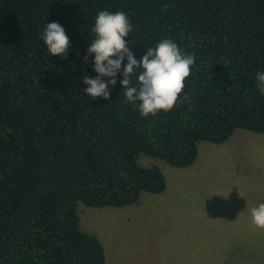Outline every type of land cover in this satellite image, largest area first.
<instances>
[{
	"label": "trees",
	"instance_id": "16d2710c",
	"mask_svg": "<svg viewBox=\"0 0 264 264\" xmlns=\"http://www.w3.org/2000/svg\"><path fill=\"white\" fill-rule=\"evenodd\" d=\"M105 9L128 15L125 40L137 60L164 38L195 53L171 110L142 117L119 75L107 101L82 91V79L96 75L83 56ZM53 21L73 45L64 60L40 38ZM257 71L264 0H0V264H105L78 202L121 207L163 192L162 170L141 165L140 154L188 167L200 140L264 132Z\"/></svg>",
	"mask_w": 264,
	"mask_h": 264
},
{
	"label": "rangeland",
	"instance_id": "374dc122",
	"mask_svg": "<svg viewBox=\"0 0 264 264\" xmlns=\"http://www.w3.org/2000/svg\"><path fill=\"white\" fill-rule=\"evenodd\" d=\"M138 161L163 171V192H142L128 206L77 205L105 264H264V229L250 216L264 203V132L237 128L220 144L200 140L188 167L145 154Z\"/></svg>",
	"mask_w": 264,
	"mask_h": 264
},
{
	"label": "clouds",
	"instance_id": "9594fccd",
	"mask_svg": "<svg viewBox=\"0 0 264 264\" xmlns=\"http://www.w3.org/2000/svg\"><path fill=\"white\" fill-rule=\"evenodd\" d=\"M132 28L128 15L123 11L105 9L97 13L91 28L94 38L87 44L83 56V65L91 63L96 75L90 77L87 74L82 79L86 85L82 91L92 99L107 101L119 75L120 85L125 90V101L137 105L142 117L167 112L174 107L185 79L191 74L196 61L195 53L186 52L174 40L164 38L154 47L147 48L137 60L125 40ZM40 38L49 56L67 59L73 45L62 25L55 21L45 23ZM137 69V86H129L130 77ZM255 86L264 95V71L256 72ZM250 216L254 226L264 229V203L252 207Z\"/></svg>",
	"mask_w": 264,
	"mask_h": 264
},
{
	"label": "crops",
	"instance_id": "0c3cea01",
	"mask_svg": "<svg viewBox=\"0 0 264 264\" xmlns=\"http://www.w3.org/2000/svg\"><path fill=\"white\" fill-rule=\"evenodd\" d=\"M198 154V153H197ZM197 157V156H196ZM163 172V171H162ZM164 174V173H163ZM181 179L184 177V174L183 173H178L177 174ZM166 179V178H165ZM166 181H167V179H166Z\"/></svg>",
	"mask_w": 264,
	"mask_h": 264
},
{
	"label": "bare ground",
	"instance_id": "6f19581e",
	"mask_svg": "<svg viewBox=\"0 0 264 264\" xmlns=\"http://www.w3.org/2000/svg\"><path fill=\"white\" fill-rule=\"evenodd\" d=\"M251 143V142H250Z\"/></svg>",
	"mask_w": 264,
	"mask_h": 264
}]
</instances>
